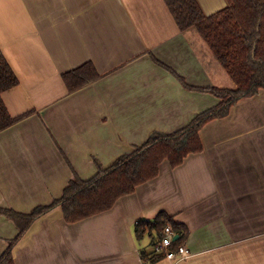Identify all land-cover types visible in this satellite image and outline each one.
<instances>
[{"label": "crops", "instance_id": "0c3cea01", "mask_svg": "<svg viewBox=\"0 0 264 264\" xmlns=\"http://www.w3.org/2000/svg\"><path fill=\"white\" fill-rule=\"evenodd\" d=\"M199 2L206 14L227 4ZM0 55L19 78L3 100L11 115L29 113L0 132V207L20 212L220 101L177 74L235 85L165 0H0ZM86 61L101 77L70 93L62 74ZM201 138V152L176 167L163 161L110 209L74 223L60 206L37 218L14 246L16 264H144L134 223L163 210L188 226L191 255L155 264H264V89L208 122ZM17 232L0 214V255Z\"/></svg>", "mask_w": 264, "mask_h": 264}, {"label": "trees", "instance_id": "16d2710c", "mask_svg": "<svg viewBox=\"0 0 264 264\" xmlns=\"http://www.w3.org/2000/svg\"><path fill=\"white\" fill-rule=\"evenodd\" d=\"M165 1L182 31L197 29L234 81V87L191 85L176 73L186 88L211 93L220 101L175 131L154 132L147 141L121 154L108 167L99 166L91 177L75 174L61 196L48 204L37 205L29 212L0 207V214L12 219L18 227L16 236L0 255V264H16L14 246L37 218L60 206L65 220L74 223L110 209L120 197L155 178L163 161L176 167L188 155L201 152L202 128L213 119L227 116L242 98L264 89V0H226L225 7L211 14L204 12L199 0ZM62 76L73 93L98 80L101 73L92 61H86ZM18 84L19 78L9 61L0 55V132L29 115H11L3 100V93ZM167 225L179 234L170 248L177 250L185 244L190 231L174 215L163 210L152 219L140 218L134 223V235L144 264H155L166 258L167 249L158 245Z\"/></svg>", "mask_w": 264, "mask_h": 264}, {"label": "built area", "instance_id": "2783aa9c", "mask_svg": "<svg viewBox=\"0 0 264 264\" xmlns=\"http://www.w3.org/2000/svg\"><path fill=\"white\" fill-rule=\"evenodd\" d=\"M175 232L170 225H167L164 229L162 240L160 241L158 248L167 249L166 257L172 261L177 259H185L191 255V250L185 246L181 245L177 250L170 249L175 241Z\"/></svg>", "mask_w": 264, "mask_h": 264}, {"label": "water", "instance_id": "95a60500", "mask_svg": "<svg viewBox=\"0 0 264 264\" xmlns=\"http://www.w3.org/2000/svg\"><path fill=\"white\" fill-rule=\"evenodd\" d=\"M179 238V234H175L174 239L177 240Z\"/></svg>", "mask_w": 264, "mask_h": 264}]
</instances>
